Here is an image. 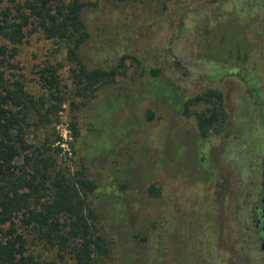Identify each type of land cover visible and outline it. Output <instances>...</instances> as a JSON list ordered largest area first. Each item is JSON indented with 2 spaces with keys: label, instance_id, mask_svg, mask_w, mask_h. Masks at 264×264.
Instances as JSON below:
<instances>
[{
  "label": "rangeland",
  "instance_id": "obj_1",
  "mask_svg": "<svg viewBox=\"0 0 264 264\" xmlns=\"http://www.w3.org/2000/svg\"><path fill=\"white\" fill-rule=\"evenodd\" d=\"M87 2L80 56L119 73L89 98L65 65L62 109L31 116L26 137L56 170L87 183L92 224L109 244L99 263L264 264L246 226L264 161V0ZM63 57L56 40L35 31L7 75L40 96L36 70ZM29 251L59 262L41 242Z\"/></svg>",
  "mask_w": 264,
  "mask_h": 264
},
{
  "label": "trees",
  "instance_id": "obj_2",
  "mask_svg": "<svg viewBox=\"0 0 264 264\" xmlns=\"http://www.w3.org/2000/svg\"><path fill=\"white\" fill-rule=\"evenodd\" d=\"M87 3L23 0L12 8L0 6V38L4 39L0 41V264H60L67 258L72 264H100L99 258L109 251L107 239L92 224L98 216L87 200L91 190H86L85 180H71L56 170L52 158L37 154L26 137L31 116L56 118L62 109L59 71L65 65L71 82L89 98L119 73L116 67H88L80 56L89 37ZM35 31L56 40L64 50L63 60L45 61L36 70L40 96L30 93L21 79L7 75V70L19 69V48L26 35ZM157 72L152 70L154 75ZM213 94L222 100L220 93ZM78 107L71 104L73 110ZM76 123L72 120L75 133ZM204 123L205 118L199 117V124ZM18 158L23 161L15 164ZM36 242L55 249L59 262L39 260L29 251Z\"/></svg>",
  "mask_w": 264,
  "mask_h": 264
},
{
  "label": "flooded vegetation",
  "instance_id": "obj_3",
  "mask_svg": "<svg viewBox=\"0 0 264 264\" xmlns=\"http://www.w3.org/2000/svg\"><path fill=\"white\" fill-rule=\"evenodd\" d=\"M263 171H261V178L259 180V184L257 187V193L255 198L252 202L251 210H249L248 214L246 215L247 218V229H251L252 238L249 240V246L253 244H258V250L261 255L264 257V161L262 164ZM224 213V212H223ZM221 220L225 219V214L221 213ZM218 227H221L220 230L222 231V238L225 242L228 240V235L226 234V229L222 228L220 221ZM249 231V230H248ZM239 239V235H237ZM256 248V247H254ZM235 252V249H234ZM238 253V252H237ZM233 260V259H232ZM237 259L235 258L233 262L238 264Z\"/></svg>",
  "mask_w": 264,
  "mask_h": 264
}]
</instances>
